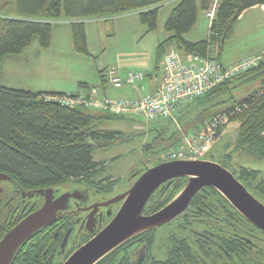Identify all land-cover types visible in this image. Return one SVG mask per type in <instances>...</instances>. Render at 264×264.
<instances>
[{
  "label": "trees",
  "instance_id": "1",
  "mask_svg": "<svg viewBox=\"0 0 264 264\" xmlns=\"http://www.w3.org/2000/svg\"><path fill=\"white\" fill-rule=\"evenodd\" d=\"M168 1H176L177 5L172 9L165 25L171 36L160 45V48L170 44L171 50L175 49L183 56L192 55L203 59L212 58L213 42H218L222 48V41L232 35L235 24L246 11L264 6V0H90L83 5V13L79 18L112 17L138 12L141 22L148 27V32H152L157 29L162 4ZM71 2L72 0H0V74L7 60L20 56L35 40H38L42 48L51 46L52 23L64 15L67 17L73 15ZM201 11L205 15L214 13V19L210 20L209 39L199 42L188 41L185 35L194 28ZM71 30L75 51L89 56L85 22L71 23ZM162 60L158 54L156 68L162 64ZM107 76L110 81L107 72V75H102L101 84L106 83ZM251 80H260L261 87L245 98L236 100L231 93L235 88L233 85L238 81L241 84ZM81 86L85 88V85ZM229 93L228 101H231V106L210 117L205 116L207 109L200 114H197L198 110L192 109L190 113L196 125L184 133L185 135L179 133L180 124L187 114L188 117L191 115L187 113L189 107L196 102L205 103ZM67 94L34 92L0 85V174L10 177L8 181L0 182L9 183L12 189L20 188L26 192L71 185L99 188L100 184L93 180L103 173L106 164L95 161L94 149L101 143L119 139L117 131L102 130L100 127L108 120L122 118L107 114L92 115L87 112L89 109L80 107H64L56 98ZM45 96L54 99L47 101ZM221 114L229 116V123L226 126L231 123L239 124L236 149L264 160V61L188 103L175 120L168 121V126L177 122V127L167 141L171 142L177 134L181 135L180 139L172 143L170 151L180 147L185 136H193L195 131L192 130H201L212 118ZM226 126L219 129L217 136L223 134ZM167 128L169 127H164L165 130ZM146 147L150 149L153 144ZM160 159L155 164L162 163ZM232 173L245 182H250L253 178L256 181L259 175V171L246 167H240ZM184 184L185 179H181L176 188L171 187L158 192L145 207L144 214H153L161 210L177 195ZM260 193L264 198V187L260 189ZM228 204L217 191L205 189L195 197L190 209H194V205L199 207L207 205L224 212L230 211ZM40 206L41 203L35 208L38 209ZM5 208L7 207L0 201V241L31 213L28 211L21 215L19 209L8 208L5 214ZM195 210H198V207H195ZM61 221L65 222L66 218L41 230L27 241L17 253L13 264H63L74 248L65 257L60 254L63 236V232L59 230ZM145 237H149V234H145ZM217 242L226 250L236 246L234 239L223 240L217 237ZM126 246L127 243L98 264H114V259L117 262V259L123 257L122 252Z\"/></svg>",
  "mask_w": 264,
  "mask_h": 264
},
{
  "label": "rangeland",
  "instance_id": "2",
  "mask_svg": "<svg viewBox=\"0 0 264 264\" xmlns=\"http://www.w3.org/2000/svg\"><path fill=\"white\" fill-rule=\"evenodd\" d=\"M88 1L90 0H72L71 13L73 15L69 17L64 15L60 20L52 23V44L49 48H42L38 40H35L21 54L22 56L20 55L19 60L16 58L7 60L3 72L0 74V85L34 92L76 94L85 90L81 86L83 84L90 87L100 86L102 75H107V72L109 73L113 67L118 69L119 75L130 70L143 72L146 77L143 82L151 81L150 77H152L157 83H162L164 59L172 49V45L166 44L161 48L160 45L171 36L166 31L165 25L177 2L168 1L162 4L157 29L148 32V27L141 22L138 12H128L112 17L79 18V15L82 16L83 13V5ZM207 17V14L205 15L202 11L199 13L196 25L185 35L186 40L199 42L209 39L210 19ZM73 22H85L86 24L89 56L78 54L74 49L71 30ZM262 51H264V9L261 7L250 9L242 15L235 24L232 35L222 41V48L218 42H213L211 45L212 58H219L218 60L225 66L234 64L245 57L243 60L257 56ZM158 54L163 60L162 64L156 68ZM233 86L235 87L231 92L233 97L236 100H241L258 90L261 87V82L260 80H251L239 84L238 81ZM86 91H92L99 96L96 89H87ZM121 92L122 90H116V93L110 94V96L126 98L120 96ZM229 96L230 93L210 99L205 103L196 102L189 107L187 113L191 114L192 109H194L193 111L198 110L197 114L207 109L205 116L209 117L216 112L220 113L226 107L231 106V101H228ZM45 99L51 101L54 98L45 96ZM87 112L96 116L103 115V113L94 110ZM188 116L187 114V119L185 118L180 124V134L188 132L196 125L195 119L191 117L193 115ZM174 123L172 126H168V122H148L143 118L106 121L100 128L117 131L119 139L114 142L101 143L94 149L95 161L106 164V166L103 173L93 180L100 184L98 187H103V192L99 195H91V202L100 199L111 200L125 193L134 184L140 171L146 167H152L163 154L168 153L172 148V143L181 138V135L177 134L171 142L167 141L176 131L177 124ZM164 127L169 128L165 130ZM226 127L224 133L214 143L210 154L203 160L219 163L230 172L237 171L240 167L259 171L256 181L254 178L250 179V182L240 179L239 181L252 193L257 190L256 188H259L256 195L264 204V198L260 193V189L264 187V160L256 159L251 154L236 149L238 123H231ZM151 144H153L152 148L146 147ZM0 187L8 189L9 185L7 183L0 184ZM60 188L65 187L61 186ZM0 198H4V196ZM118 207L119 205L115 206L114 212L119 211L120 207L119 209ZM187 211L183 216H180V219L156 230L154 250L158 252L162 260L165 259L167 253L164 249H159V246L164 242L163 239L170 234L187 235L189 239L193 240L196 250L205 249L204 244H207L208 238L217 241V237L220 239L225 237L224 234L227 232L222 229H215L205 224L193 226V214ZM6 213L7 211H5ZM182 225H189L190 228L183 232V229L178 228ZM201 233L203 234L201 238L193 237ZM209 234L212 237H207ZM129 248L127 254L135 252L137 246L132 245ZM200 255L204 257L203 253Z\"/></svg>",
  "mask_w": 264,
  "mask_h": 264
},
{
  "label": "water",
  "instance_id": "3",
  "mask_svg": "<svg viewBox=\"0 0 264 264\" xmlns=\"http://www.w3.org/2000/svg\"><path fill=\"white\" fill-rule=\"evenodd\" d=\"M137 175L138 178L125 193L87 209L93 210L89 216L91 225H87L93 238L73 252L63 264H98L136 237L174 221L187 211L193 198L207 187L220 192L247 221L264 231V204L219 163L205 160L162 162L146 167ZM181 179H185L184 186L165 207L154 214H144L145 207L156 191L176 188ZM0 180L8 181L10 177L0 174ZM83 187L44 188L31 192L16 188L23 198L42 201V204L2 238L0 264H13L17 253L27 241L67 215L65 212L70 209L73 200L82 204L91 202L90 189ZM119 204L120 209L116 215L97 233L92 218L96 220L95 215L104 207L109 209L107 218L110 219L113 207ZM72 233L69 230L60 246L63 257L67 255Z\"/></svg>",
  "mask_w": 264,
  "mask_h": 264
},
{
  "label": "flooded vegetation",
  "instance_id": "4",
  "mask_svg": "<svg viewBox=\"0 0 264 264\" xmlns=\"http://www.w3.org/2000/svg\"><path fill=\"white\" fill-rule=\"evenodd\" d=\"M0 184H5V183L0 182ZM7 184L9 185L8 189H3L0 187L2 189V192L0 193V197L4 196V198H6V200H3L4 198H0V201H2L3 206L7 207L5 208L6 209L5 211H7L8 208H11V210L15 208V209H19L22 215L25 212L28 213V211H31V213L34 212L35 210H37L35 206L39 203L42 204V201L36 202L34 199L23 198L22 195L16 189L14 188L12 189V186L9 183ZM71 186L79 187L83 185H71ZM83 188L90 189V195H99L103 192L102 191L103 187L93 188L90 186L88 187L84 186ZM205 189H213L217 191L216 189L210 187L204 188L202 190ZM160 191L161 189L156 191L153 194V196H157V193ZM256 193L257 192L255 191L252 194L257 200H259ZM221 196L223 195L221 194ZM195 197L193 198V200L195 199ZM104 201L105 199H100L94 202H89L87 204L86 203L82 204L76 200H73L71 202L70 209L65 212L67 213V215L64 217L66 218V221L65 222L61 221V224L59 226V230L63 232L61 243L63 242L69 230L73 231L69 239V249L67 253L73 248H74L73 252H75L80 246L84 245L90 239L93 238V236L89 234V231L87 229V225H91V223L89 222V216L93 210H87V209L96 203H102ZM11 204L12 207H10ZM228 205L230 206L229 209L230 211H224V212H221L213 208L212 206L209 207L207 205H206L207 207L206 206L199 207V205H194L193 206L194 209H190L191 204L187 210L193 214V219H192L193 220L192 223L194 224L193 226L205 224L208 225L209 227H214L215 229H222L224 232H227L226 234H224L225 237H221V239L223 240L234 239L236 241V246L233 249L226 250L224 247H222L219 244V242L208 238L207 244H204L205 249L196 250L194 247L193 240L189 239L187 235L170 234L168 237L163 239L164 242L162 243V245L159 246V249H164L167 253L165 259L162 260L158 252L154 250L156 247L155 232L157 229L160 228L159 227L129 241L127 243L126 249L124 250V252H122L123 259L122 258L117 259L118 263L116 262V259H114L113 263L138 264L141 261V264H160V263L161 264H165V263L167 264H264V231L258 229L257 227L252 225L249 221H247L230 203ZM195 207H198V210H195ZM114 208L115 207H113V211H112L113 214L111 215L110 219L107 218V213L109 209L104 207H101L98 213L95 215L96 220L92 218V221L96 224L97 233L106 225H108L109 222L112 220V218L116 215L118 210L114 212ZM227 212H229V214H227ZM185 213L186 212H184L183 214ZM183 214L180 216H183ZM145 215H151V214H145ZM180 216L176 219H180ZM176 219L172 222H175ZM172 222L166 225H169ZM178 228L183 229L184 232L190 227L189 225L188 226L182 225ZM145 234H149V237L144 238ZM202 236L203 234L201 233L200 235H194L193 237L201 238ZM207 237H212V236L209 234L207 235ZM132 245L137 246V249L135 250V252H131V254L129 253L127 254V252H129L130 249L129 247H131ZM211 247H215V249L213 248L211 249ZM201 253L204 254V257L200 255ZM172 254L174 257L172 256ZM171 256H172V261H170Z\"/></svg>",
  "mask_w": 264,
  "mask_h": 264
},
{
  "label": "built area",
  "instance_id": "5",
  "mask_svg": "<svg viewBox=\"0 0 264 264\" xmlns=\"http://www.w3.org/2000/svg\"><path fill=\"white\" fill-rule=\"evenodd\" d=\"M212 21L214 13H207ZM264 61V51L236 63L225 66L215 58L203 59L197 56H183L170 50L164 59V76L157 92L136 99H113L99 97L96 93L80 92L57 97L64 107H80L94 110L117 118H143L148 122L166 123L175 120L185 105L201 98L207 92L225 83L235 75L258 66ZM115 88L122 87V79L111 72ZM143 72H130L127 83L143 80ZM229 123V116L221 114L193 136H185L180 147L162 155V161H197L208 156L219 129Z\"/></svg>",
  "mask_w": 264,
  "mask_h": 264
},
{
  "label": "crops",
  "instance_id": "6",
  "mask_svg": "<svg viewBox=\"0 0 264 264\" xmlns=\"http://www.w3.org/2000/svg\"><path fill=\"white\" fill-rule=\"evenodd\" d=\"M261 8L264 9V6L261 7ZM21 56L11 58V60H14L15 58H16V60H19L21 58ZM245 58H243V59H245ZM243 59L239 60L236 63H239ZM236 63L231 64V65H228V66L235 65ZM113 69H115L116 75H118L119 77H121V79L124 81L122 88H115L114 85L112 84L111 80L110 81L108 80L109 78L107 76L106 83L105 84H101L98 87H90L87 84H83V85H85L84 86L85 87V90L84 91H86L87 89H96L97 92H98L99 97H109V98H112L110 96V94H115L116 93V90H122V92L120 93V96L126 97V98H115V97H113V99H136V98H140V97H143V96L155 94L157 92L160 84H161V82L160 83H157V81H155L154 79H152V77H150L151 78V81L143 82L145 80V78H146L145 77L143 80H138V81H136L134 83H127L126 78H127L128 74L130 72H133V71H131V70L130 71H125L124 74H120L119 75L118 69L115 68V67H113ZM110 79H111V77H110ZM175 123L177 124V122H175ZM185 134H183V135H185ZM187 135H188V133H187ZM160 160H162V158ZM162 162H164V161H162Z\"/></svg>",
  "mask_w": 264,
  "mask_h": 264
},
{
  "label": "bare ground",
  "instance_id": "7",
  "mask_svg": "<svg viewBox=\"0 0 264 264\" xmlns=\"http://www.w3.org/2000/svg\"><path fill=\"white\" fill-rule=\"evenodd\" d=\"M112 71H115V69H111L110 71H109V76L111 77V82H112V75H111V72ZM115 73H116V71H115ZM122 83H123V80H122ZM113 84V83H112ZM122 87H123V84H122ZM122 87H120V88H122ZM202 131V129L200 130V131H198V132H195L194 134H198V133H200ZM232 173V172H231ZM0 181H7V180H0Z\"/></svg>",
  "mask_w": 264,
  "mask_h": 264
}]
</instances>
